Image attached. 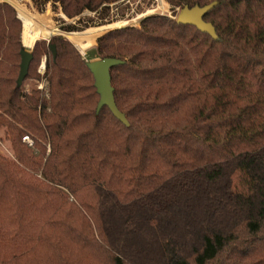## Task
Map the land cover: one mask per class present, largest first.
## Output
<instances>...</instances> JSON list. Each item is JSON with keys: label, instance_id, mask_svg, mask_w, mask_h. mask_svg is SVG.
Returning a JSON list of instances; mask_svg holds the SVG:
<instances>
[{"label": "trees", "instance_id": "16d2710c", "mask_svg": "<svg viewBox=\"0 0 264 264\" xmlns=\"http://www.w3.org/2000/svg\"><path fill=\"white\" fill-rule=\"evenodd\" d=\"M33 1L74 18L119 0ZM166 1L216 2L204 19L217 38L166 15L99 36L92 57L124 60L110 75L128 126L96 113L93 74L65 37L36 40L26 78L45 55L48 92H22L21 20L0 2L14 156H0V264H264V0Z\"/></svg>", "mask_w": 264, "mask_h": 264}, {"label": "rangeland", "instance_id": "374dc122", "mask_svg": "<svg viewBox=\"0 0 264 264\" xmlns=\"http://www.w3.org/2000/svg\"><path fill=\"white\" fill-rule=\"evenodd\" d=\"M19 2L22 5H24L27 8V10H29L33 13H44L47 10H50L52 12L53 25L56 27V30H55V33L53 35H51L49 38L38 39V40L44 39L45 41H49L54 36H60V37L67 38L66 36L69 33H76V32L81 33V32H83V31H85L91 27H98L101 25H106L109 23L117 22L119 20L133 19L134 17L136 18L138 15L145 13L146 10H149V9H151L157 5V0H119L115 3L104 6L103 8L99 9L98 12H91V11L86 10L74 18H68L63 14L59 5L58 4L54 5L51 1H48L45 3H40V2L35 3L33 0H19ZM9 4H11V3H9ZM179 8L180 7L172 6L169 4L166 13L165 12H163V13L158 12V13L146 15L144 17L151 16V15H166L168 17L175 19V17L177 16V14L179 12ZM15 10H16L17 16L19 17V13H18L16 8H15ZM20 20H21V18H20ZM141 20H142V18H140L137 21V23L136 22L130 23V24L125 25V26H139ZM66 26H72L71 30L70 31L65 30ZM21 28H22L21 29V43L24 46V44H23L24 24H23L22 20H21ZM109 30H111V29H109ZM104 33H106V31ZM95 45H96V42L93 46H95ZM93 46L88 48L83 53L78 49L79 52L81 53L82 57L86 61L100 59L98 57H92L93 56V54H92ZM32 49H33V46L28 50L32 51ZM42 66H44V71L40 72V70L42 69ZM35 71L39 76L38 77L25 78L23 80L22 85L20 86L21 91L24 93H27L32 88H34L36 90H40L43 94L46 95L48 90H47V81H46V76H45V72H46V56L45 55L41 56L39 63L36 66ZM40 83L43 84V89H38L37 86ZM25 135H28L29 141L23 140V137ZM25 135L22 137L21 141L24 144H26L28 147H33L32 136L29 133H27ZM48 150H49V146H47V151ZM0 156L4 157L6 159L14 160L12 147H11L10 141L7 139L6 135L4 134V129H0Z\"/></svg>", "mask_w": 264, "mask_h": 264}, {"label": "water", "instance_id": "95a60500", "mask_svg": "<svg viewBox=\"0 0 264 264\" xmlns=\"http://www.w3.org/2000/svg\"><path fill=\"white\" fill-rule=\"evenodd\" d=\"M7 2V1H4ZM217 5L216 2L200 6L195 5L190 7L188 5L179 8V12L175 17L176 21L183 24H192L198 27L203 32L209 33L213 38H217V32L214 25L211 22H208L204 19L205 15L212 10ZM124 26H119L115 28H121ZM111 28V29H115ZM109 31V30H108ZM107 32V31H106ZM51 51L55 55L54 45L50 46ZM20 69L19 74L16 80V86L20 87L23 83V80L28 74L29 64L32 60V51L23 47L20 51ZM124 60L113 58V57H104L98 60L87 61V67L93 74L94 77V86L99 95V101L96 108V113L98 114L100 109L103 106H107L112 114L124 123L126 126L129 125L125 115L119 111L115 104L113 96V86L111 83L110 69L116 65L123 64Z\"/></svg>", "mask_w": 264, "mask_h": 264}, {"label": "bare ground", "instance_id": "6f19581e", "mask_svg": "<svg viewBox=\"0 0 264 264\" xmlns=\"http://www.w3.org/2000/svg\"><path fill=\"white\" fill-rule=\"evenodd\" d=\"M4 1L11 3L17 9L19 17L23 21V44L26 49H30L36 40L40 38L47 39L55 33L56 27L53 25L52 12L50 10H47L44 13H33L27 10L19 0H0V2ZM168 6L169 4L165 0H157V5L155 7L146 10L145 13L138 15L136 18L134 17L133 19L119 20L106 25L91 27L81 33H69L66 37L83 53L88 48L92 47L95 44L96 39L105 31L111 28L125 26L130 23H137L140 18L143 19L144 16L149 14L158 12L166 13Z\"/></svg>", "mask_w": 264, "mask_h": 264}, {"label": "built area", "instance_id": "2783aa9c", "mask_svg": "<svg viewBox=\"0 0 264 264\" xmlns=\"http://www.w3.org/2000/svg\"><path fill=\"white\" fill-rule=\"evenodd\" d=\"M44 71V66H42V69L40 70V72H43ZM38 89H43V84L42 83H40V84H38ZM23 140H25V141H29V137H28V135H25L24 137H23Z\"/></svg>", "mask_w": 264, "mask_h": 264}, {"label": "crops", "instance_id": "0c3cea01", "mask_svg": "<svg viewBox=\"0 0 264 264\" xmlns=\"http://www.w3.org/2000/svg\"><path fill=\"white\" fill-rule=\"evenodd\" d=\"M24 47V46H23Z\"/></svg>", "mask_w": 264, "mask_h": 264}]
</instances>
